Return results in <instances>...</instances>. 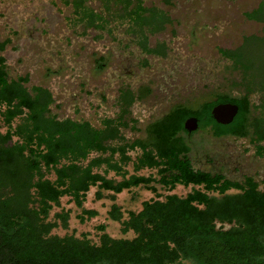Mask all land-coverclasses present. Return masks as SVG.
<instances>
[{
    "label": "trees",
    "instance_id": "obj_1",
    "mask_svg": "<svg viewBox=\"0 0 264 264\" xmlns=\"http://www.w3.org/2000/svg\"><path fill=\"white\" fill-rule=\"evenodd\" d=\"M172 1L162 0L167 6ZM58 2L71 10L72 25L84 32H111L112 23L126 24L129 44L165 57V43L151 48L148 42L173 21L157 5L144 0ZM244 15L263 25L261 35L244 36L235 49L219 50L230 73L237 74L231 84L240 94L218 93L196 107L177 104L147 124L141 138L126 134L135 130L130 109L140 98L129 86L118 90L117 112L99 118L97 125L59 117L51 111L55 100L48 88L27 86V75L9 74L1 54L10 40L0 41V264H264V0ZM248 47L259 48L260 54H248ZM103 61L96 59L97 69ZM220 103L238 106L228 125L211 116ZM191 116L198 119L196 131L208 128L214 137L247 139L248 150L262 161L258 174L238 178L196 167L183 127ZM178 187L187 191L177 194ZM134 188L153 196L124 217L115 197ZM91 189L97 200L111 199L107 214L130 237L114 238L104 225L97 227V242L86 234L54 233L68 225L69 211L51 215L64 198L87 219L97 215L82 208Z\"/></svg>",
    "mask_w": 264,
    "mask_h": 264
},
{
    "label": "rangeland",
    "instance_id": "obj_2",
    "mask_svg": "<svg viewBox=\"0 0 264 264\" xmlns=\"http://www.w3.org/2000/svg\"><path fill=\"white\" fill-rule=\"evenodd\" d=\"M261 1L176 0L169 7L163 6L172 24L148 41L151 48L157 42L165 43L166 55L160 57L144 54L129 44L126 24L112 23L111 32H84L72 25L71 10L58 0H0V41L10 40L2 55L12 77L27 75V86H43L51 91L55 100L51 111L59 117L73 116L97 125L99 118L117 112L114 104L118 90L129 86L140 98L130 109L131 118L137 122L135 130L127 129L126 134L141 138L147 124L177 104L196 107L218 93L240 94L231 84L237 74L230 73L219 50L235 49L244 36L261 35L263 25L244 15ZM144 3L161 6V0ZM90 5L96 11L100 7L97 1ZM248 51L254 57L260 54L257 47H248ZM260 55L264 57V49ZM100 57L104 58L103 67L97 69L95 61ZM0 130L4 131L1 121ZM185 138L191 160L200 169L222 170L238 178L257 175L262 169V161L252 149L248 150L250 144L245 138L214 137L208 128ZM94 191L87 194L82 208L94 210L97 215L87 219L81 208L64 198L51 215L61 209L69 211L68 225L54 233L77 237L86 234L97 242L101 233L97 227L104 225L105 232L114 238L130 237L109 218L111 199L106 196L97 200ZM186 191L180 187L174 190L177 194ZM152 196L143 188H134L118 194L114 203L126 217L129 211L140 210L141 203Z\"/></svg>",
    "mask_w": 264,
    "mask_h": 264
},
{
    "label": "water",
    "instance_id": "obj_3",
    "mask_svg": "<svg viewBox=\"0 0 264 264\" xmlns=\"http://www.w3.org/2000/svg\"><path fill=\"white\" fill-rule=\"evenodd\" d=\"M238 113V106L232 103H220L211 109L213 120L221 125L230 124ZM184 130L188 134L198 129V119L194 116L187 118L183 124Z\"/></svg>",
    "mask_w": 264,
    "mask_h": 264
},
{
    "label": "flooded vegetation",
    "instance_id": "obj_4",
    "mask_svg": "<svg viewBox=\"0 0 264 264\" xmlns=\"http://www.w3.org/2000/svg\"><path fill=\"white\" fill-rule=\"evenodd\" d=\"M174 1H176V0H173L172 2H174ZM150 6H151V5H150ZM163 6H167V5H165V4L162 2V0H161V6H159V8L162 9V10H164V8H162ZM168 7H169V6H168ZM167 14H168V16H169V13H168V12H167ZM169 17H170V16H169ZM170 18H171V17H170ZM8 45H9V44H8ZM8 45H7V46H8ZM155 46H156V45H155ZM155 46H154V47H155ZM2 53H3V52H2ZM1 55H2V54H1ZM2 56H3V55H2Z\"/></svg>",
    "mask_w": 264,
    "mask_h": 264
}]
</instances>
